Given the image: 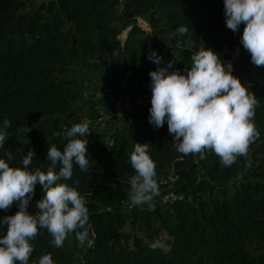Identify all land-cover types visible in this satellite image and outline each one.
<instances>
[{
	"label": "trees",
	"instance_id": "obj_1",
	"mask_svg": "<svg viewBox=\"0 0 264 264\" xmlns=\"http://www.w3.org/2000/svg\"><path fill=\"white\" fill-rule=\"evenodd\" d=\"M32 1L0 0V131L8 134L0 158L10 167H24L22 156L29 148L36 154L29 170L39 167L47 172L52 167L47 148L55 144L63 151L65 129L83 122L76 104L84 99L81 83H91L90 77L95 82L97 75L120 86L133 84L138 88L131 96L135 98L150 88L149 71L166 67L168 61H173L169 72L183 73L200 48L216 52L223 46L229 51L238 46L236 33L225 24L223 0H123V14L116 0H41L37 9L25 12ZM140 17L147 20L151 34L133 22ZM180 25L189 28L187 36L176 34ZM128 27L132 28L121 46L119 36ZM189 39L194 41L191 49L185 43ZM150 50L162 57L160 65L148 60ZM249 67L241 59L235 73ZM255 68L264 84V66ZM247 88L258 100L253 122L259 137L249 146L248 154L252 153L230 167L210 150L204 158L194 154L197 165L193 164L192 154L176 150L166 121L158 129L148 122L150 107L125 117V124L109 136L97 134L87 144L90 171L74 165L72 179L59 181L77 187L84 196L95 239L90 246L88 240L81 246L73 233L57 248L47 230L39 229L30 241L29 264H38L45 254H51L54 264H264V91L256 83ZM5 119L11 122L7 129ZM22 125L31 129L28 144L17 132ZM92 130L85 138L91 139ZM135 143L148 144L160 177L175 159L183 158L174 163L181 179L176 190L180 201L166 207L151 202L124 209L135 175L130 164ZM8 151L13 153L11 161ZM98 160L102 168L94 169ZM59 168L55 165L54 171ZM239 175L245 179L233 181ZM216 184L225 187L218 196L206 198ZM43 194L36 185L27 208L30 214L39 212L36 202ZM17 211L14 202L7 211L0 210V217ZM127 221L134 232L131 248L118 237ZM5 232L6 225L0 224V236ZM161 233L171 245L167 254L149 247Z\"/></svg>",
	"mask_w": 264,
	"mask_h": 264
},
{
	"label": "clouds",
	"instance_id": "obj_2",
	"mask_svg": "<svg viewBox=\"0 0 264 264\" xmlns=\"http://www.w3.org/2000/svg\"><path fill=\"white\" fill-rule=\"evenodd\" d=\"M225 24L234 34L243 23L240 44L250 53L251 62L264 66V0H223ZM176 34L184 37L189 28L180 25ZM191 49L194 41L187 40ZM238 51V50H237ZM148 60L160 65L162 57L150 50ZM191 65L184 72L171 71L173 61L166 67L149 71L151 83V107L148 122L154 128H161L166 121L168 132L173 136L176 150L183 154H198L204 158L206 150L214 152L225 167H230L239 157H247L249 146L259 137L254 124L258 100L241 81L232 75L231 64L209 48H200L190 57ZM174 60H177L174 57ZM4 129L11 127L8 119L3 121ZM31 129L22 125L23 144H28L27 133ZM89 124L76 123L66 128L67 141L63 151L53 144L47 149V159L52 167L47 172L39 167L29 170L35 152L29 148L22 156L24 167H10L0 158V210L7 211L15 202L18 211L14 215L0 217V224L6 225V232L0 236V264H29L33 252L30 241L39 235V229H46L55 247L63 246L70 234H75L83 246L88 240L89 209L87 201L77 187L59 182L72 179L74 165L82 172L90 171L87 144ZM8 134L0 131V147ZM19 151V150H17ZM8 161L13 153L6 152ZM59 164V172L54 171ZM130 164L135 175L130 178L128 199L133 206L151 204L159 194L156 179V165L148 154L147 143H135L130 154ZM78 185L79 181L73 182ZM40 185L43 195L36 202L39 212L27 211L30 200ZM81 229V231H77ZM149 247L170 251L171 245L163 239H154ZM38 264H54L51 254L39 258Z\"/></svg>",
	"mask_w": 264,
	"mask_h": 264
},
{
	"label": "built area",
	"instance_id": "obj_3",
	"mask_svg": "<svg viewBox=\"0 0 264 264\" xmlns=\"http://www.w3.org/2000/svg\"><path fill=\"white\" fill-rule=\"evenodd\" d=\"M116 1H117V9H118L119 14H123L124 12L123 0H116ZM134 20L138 22L139 18H134ZM243 28H244V25L242 23L239 26V29L236 32V35L234 37L235 42H237V45H238L234 50L229 51L226 46H223L220 50L216 51V53L220 56V58L225 63L226 70H227V64H231L232 75H234L236 71V63L242 59V55L245 54L247 57H250V53H248L245 49L243 51L240 49V47H243L240 44V36L243 32ZM199 39H202V38L200 37ZM246 86L248 87L251 85L249 83H246ZM148 107H151L150 88L146 92L140 93L135 98H132L129 95H120L119 97L115 98L112 103L111 112L114 115L123 116V118H125L134 112L144 110ZM96 121L101 122V118H98ZM192 155L194 157L193 164L197 165L195 155L194 154ZM182 161H183L182 157L175 159L174 162L171 164L170 168L166 171V173L160 177L159 182H158L159 194L154 196L152 200L154 203L159 204L160 206L166 207L168 205L173 204L175 201H180L182 199V196L176 193V190L179 187V183L181 179L174 169V163H180ZM123 207L127 211H130L132 210L134 206L131 205L129 201L127 204H124ZM93 239H95V235L92 232V230L88 229V245L89 246L92 244Z\"/></svg>",
	"mask_w": 264,
	"mask_h": 264
},
{
	"label": "rangeland",
	"instance_id": "obj_4",
	"mask_svg": "<svg viewBox=\"0 0 264 264\" xmlns=\"http://www.w3.org/2000/svg\"><path fill=\"white\" fill-rule=\"evenodd\" d=\"M41 2H42L41 0H33L32 2H30L27 5L25 12L34 11L35 9L38 8V6L40 5ZM140 18L143 19L142 17H140ZM133 22H135V24L137 23L136 20H134ZM141 27L144 30L148 29L146 25H145V27H143V26H141ZM138 28H140V27H138ZM126 31H127V28L124 29L122 31V33L125 34ZM122 33H121V35H122ZM148 33L151 34V31H149ZM121 35L119 36V40L122 43L121 44V46H122L124 44V42H125V39H126L127 35L124 37V39H121ZM242 60L248 62L250 64V67L246 68V69L240 68V71L235 73L233 76L237 77L241 81L242 84L249 83L251 85V84L256 83L259 86L258 90L260 89V90L264 91V84L262 82V79L258 75V72H257V70L255 68V65L251 62V57H247L244 54V55H242ZM75 67H78V64H76ZM86 76L88 77V74ZM90 78H91V81L94 82V79H92V77H90ZM92 82L89 83V84H93V85L96 84V82H94V83H92ZM84 84H86V83H84V82L81 83L82 88H85ZM90 87H92V86L90 85ZM112 101H114V100H112ZM78 104L79 103L76 104V107H78ZM110 105L111 104L107 103L104 108L97 109V111L103 110V112H107L108 109L110 108ZM80 109H81V111L83 113V117L86 118V119H90L89 116H90L91 110L88 108V106H86V105L81 106ZM94 117H95L94 120H97L98 118H102V120H101L102 124L96 125V126H94V128H92L93 129L92 131L95 132V133L91 136V139H87L88 140V145L92 144V142L96 138L97 134H104L105 136H109L110 134L116 132L117 128L120 129V126L125 124V122L123 121L125 118H123V116L103 114V115H96ZM98 128H100V131L97 130ZM119 134H121L120 131H119ZM94 152L95 151H93V154H94ZM250 153H252V151ZM250 153L248 155H250ZM256 159L259 161V158H256ZM249 160L250 159H247L246 163ZM102 165H103L102 161L98 160L94 164V169H101ZM159 177L160 176L157 174L156 179L158 180ZM243 179H245V178H243L242 175H239V176H236L233 181L238 182V181L243 180ZM263 182H264V180H263ZM224 187H225V184H216L215 187L209 193L205 194V197L209 198L211 195L218 196L220 194V190L222 188H224ZM152 203L156 204L153 201H152ZM148 209L152 210L153 207H149ZM133 236H134V232L132 231V228H131V225L129 224V221H127L126 222V226L124 228L120 229L119 232H118V237H119L120 243L122 245H124V246H127V247L131 248ZM158 238L159 239H163V240H167V236L165 234H163V233H161Z\"/></svg>",
	"mask_w": 264,
	"mask_h": 264
},
{
	"label": "crops",
	"instance_id": "obj_5",
	"mask_svg": "<svg viewBox=\"0 0 264 264\" xmlns=\"http://www.w3.org/2000/svg\"><path fill=\"white\" fill-rule=\"evenodd\" d=\"M140 21L147 26L148 28L147 30H144L140 26L139 24ZM135 25L137 27H140L139 29L143 31V33L150 34L148 32L151 31V29H150V26L147 20L139 18V21ZM131 28L132 27L127 28L126 35ZM95 77L98 78V80H96L95 85L88 84V83L84 84V87H85L84 88V99L82 102L78 104V106L80 107L86 105L91 110V113L89 116L90 119L83 118L84 122H87L89 124V129L94 128V126L96 125L102 124L101 122L92 120L94 116L101 115V114L114 115L111 112V108H112L111 105L113 102L112 100H114L116 97L120 95L134 96L138 92V88L134 86L133 84H130L127 86L126 85L120 86L116 83H111L110 81L105 80L103 76L97 77V75H95ZM90 85L92 87H90ZM107 103L111 104L107 112H103V110L97 111V109L104 108ZM97 130L100 131V128H98Z\"/></svg>",
	"mask_w": 264,
	"mask_h": 264
},
{
	"label": "bare ground",
	"instance_id": "obj_6",
	"mask_svg": "<svg viewBox=\"0 0 264 264\" xmlns=\"http://www.w3.org/2000/svg\"><path fill=\"white\" fill-rule=\"evenodd\" d=\"M139 24H140V26L145 27V25H144L141 21L139 22ZM125 36H126V33H125V34L122 33V35H121V39H124Z\"/></svg>",
	"mask_w": 264,
	"mask_h": 264
},
{
	"label": "water",
	"instance_id": "obj_7",
	"mask_svg": "<svg viewBox=\"0 0 264 264\" xmlns=\"http://www.w3.org/2000/svg\"><path fill=\"white\" fill-rule=\"evenodd\" d=\"M233 179H231V181H232Z\"/></svg>",
	"mask_w": 264,
	"mask_h": 264
}]
</instances>
